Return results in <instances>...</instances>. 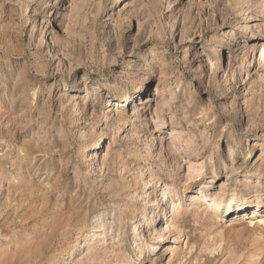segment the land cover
<instances>
[{"label": "rangeland", "instance_id": "obj_1", "mask_svg": "<svg viewBox=\"0 0 264 264\" xmlns=\"http://www.w3.org/2000/svg\"><path fill=\"white\" fill-rule=\"evenodd\" d=\"M0 264H264V0H0Z\"/></svg>", "mask_w": 264, "mask_h": 264}, {"label": "bare ground", "instance_id": "obj_2", "mask_svg": "<svg viewBox=\"0 0 264 264\" xmlns=\"http://www.w3.org/2000/svg\"><path fill=\"white\" fill-rule=\"evenodd\" d=\"M252 18V17H251ZM252 20H258L257 18L256 19H252ZM140 83V82H139ZM138 85V84H137ZM137 85H135V87L137 88L138 86ZM131 86H134V84H132ZM128 96V100H130L131 98H132V96L131 95H127ZM125 106V104H123V103H121V107H124ZM92 146V148H97V146H95V144H93V145H91ZM202 188H208V184L207 183H203L202 184ZM256 192H260L259 190H256ZM162 193H163V195H162V203H161V205H160V207H161V210H159L157 213L155 212L154 213V216H153V218L152 219H154V218H157L158 216H165V212L167 211V209H168V205H169V191L165 188V189H163L162 190ZM204 193L202 192L201 193V195H199L198 197H199V199H200V202L201 203H199L200 204V206L201 207H203V206H205L206 205V203H205V201L206 200H210V201H213L214 199H211L212 197H211V195H210V193H206V194H204ZM246 198V196H241L238 200H239V202H238V205L239 206H241L242 204H243V202L245 201L244 199ZM194 199V198H193ZM202 201H203V203H202ZM260 202V199H258L257 200V203H259ZM215 205V207L216 206H218V208L216 207V209H217V211L219 210L220 211V209H221V206L216 202V201H214L213 202V206ZM231 209V208H230ZM230 209H221V210H223V211H230V212H233L232 210H230ZM164 211V213H162L161 211ZM231 215H233L232 213H231ZM162 220V219H161ZM142 233H145L146 232V229H145V227H142V231H141ZM141 233V234H142ZM164 236H165V234H164ZM158 249H159V251L162 249V247H160V246H158L157 247Z\"/></svg>", "mask_w": 264, "mask_h": 264}]
</instances>
